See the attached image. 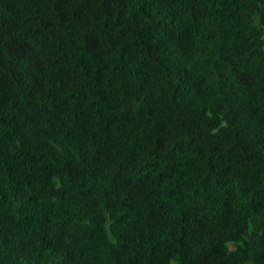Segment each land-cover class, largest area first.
<instances>
[{
    "label": "trees",
    "instance_id": "1",
    "mask_svg": "<svg viewBox=\"0 0 264 264\" xmlns=\"http://www.w3.org/2000/svg\"><path fill=\"white\" fill-rule=\"evenodd\" d=\"M0 264H264V0H0Z\"/></svg>",
    "mask_w": 264,
    "mask_h": 264
}]
</instances>
